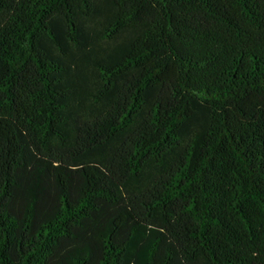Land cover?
<instances>
[{"label":"trees","instance_id":"1","mask_svg":"<svg viewBox=\"0 0 264 264\" xmlns=\"http://www.w3.org/2000/svg\"><path fill=\"white\" fill-rule=\"evenodd\" d=\"M0 264H264V0H0Z\"/></svg>","mask_w":264,"mask_h":264}]
</instances>
